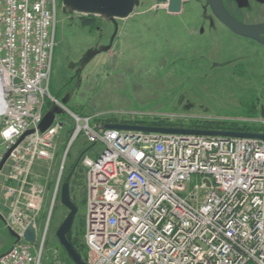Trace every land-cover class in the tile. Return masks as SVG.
<instances>
[{
	"label": "built area",
	"instance_id": "1",
	"mask_svg": "<svg viewBox=\"0 0 264 264\" xmlns=\"http://www.w3.org/2000/svg\"><path fill=\"white\" fill-rule=\"evenodd\" d=\"M59 1L0 0V163L12 151L0 173L2 205L21 238L0 264L45 260L35 222L45 189L31 180L37 165L55 160L68 127L56 115L40 131L52 107L73 121L62 170L80 138L90 145L79 157L86 264H264V140L107 129L134 124L69 111L50 90ZM244 122L264 126L263 118ZM194 176L201 184L193 187ZM31 225L33 243L24 238ZM62 253L51 264H67Z\"/></svg>",
	"mask_w": 264,
	"mask_h": 264
},
{
	"label": "rangeland",
	"instance_id": "2",
	"mask_svg": "<svg viewBox=\"0 0 264 264\" xmlns=\"http://www.w3.org/2000/svg\"><path fill=\"white\" fill-rule=\"evenodd\" d=\"M153 6L137 7L129 18L117 20L115 35L116 26L112 22L96 15L70 13L64 0H60L51 94L60 101L70 95L66 107L71 112L116 123L165 120L190 127L216 119L248 125L244 121L263 118L264 47L232 34L221 25L193 22L188 17L189 11L182 17H174L166 14L164 6L162 9ZM259 8L252 3L243 11L244 21L263 22L264 8L262 12ZM198 11L201 12L200 7ZM89 17L95 21L84 26L81 18ZM202 26L206 30L204 35L198 32ZM111 43V50L103 52ZM93 54L94 58L84 61ZM228 61L232 63L226 65ZM167 115L184 118L171 119ZM60 119L68 128L72 127L68 112ZM65 132L59 139L55 160L37 165L31 180L45 189L43 207L35 218L39 242L44 241L43 264H51L55 254L63 252L56 233L69 210L61 203V190L51 208L61 172V186L73 175L71 196L79 208L73 235L80 234L85 212L84 172L78 159L90 145L85 146L80 138L71 147L62 170ZM2 181L0 256L8 253L15 243L6 225ZM200 184L201 179L194 176L192 186Z\"/></svg>",
	"mask_w": 264,
	"mask_h": 264
},
{
	"label": "water",
	"instance_id": "3",
	"mask_svg": "<svg viewBox=\"0 0 264 264\" xmlns=\"http://www.w3.org/2000/svg\"><path fill=\"white\" fill-rule=\"evenodd\" d=\"M167 0H157L159 3H165ZM208 6L213 10L216 18L234 34L251 39L264 45V24L247 25L236 20L230 15L222 0H207ZM140 5V0H64V7L69 9L70 13H81L88 15H96L104 18L108 22H112L116 26V33L118 28L117 20H124L129 18ZM169 12L179 13L181 10L180 0H170ZM114 39V37H113ZM113 43V41H112ZM112 43L103 49V52L111 50ZM93 54L91 58L94 57ZM71 96L66 95L62 98L61 102L64 105L70 103ZM64 111L59 107H52L49 112L44 116L39 129L42 133L46 132L54 123L56 115H63ZM261 116L264 118V109ZM62 126V125H61ZM107 129L123 130V131H142L148 133L170 134V135H198L208 137H233V138H246V139H259L264 140V134L259 133H237V132H223V131H205L196 129H181L173 127H155V126H142V125H108ZM34 133V130L28 131L18 142L20 144L25 137ZM10 151L5 155L0 163V173L8 161ZM71 177H69L61 187L60 199L64 207L69 210V213L64 222L59 227L56 236L59 243L67 253L68 258L73 264H86L80 251L75 247L73 243V225L78 215L79 208L73 201L71 196ZM11 236L15 239V243L20 241V237L13 230L9 229ZM25 240L29 242H35L36 236L34 226L31 225L24 234ZM7 254V253H6ZM4 254L3 256H5ZM2 257V256H0Z\"/></svg>",
	"mask_w": 264,
	"mask_h": 264
},
{
	"label": "flooded vegetation",
	"instance_id": "4",
	"mask_svg": "<svg viewBox=\"0 0 264 264\" xmlns=\"http://www.w3.org/2000/svg\"><path fill=\"white\" fill-rule=\"evenodd\" d=\"M180 1H181V10L179 13H175V14L169 12L168 8H169L170 0H167L165 3H159V2H157V0H140L139 7L153 4L154 9H156V8L162 9V7L164 6L163 10L166 12V14L170 15V16H174V17H182L187 13V11H189L188 17L191 21H193V22L194 21H202V22H204V24L207 21L210 25H214V27L216 25L217 26L221 25L225 29H227L229 32L234 34L232 31H230L227 27H225L216 18V16L213 13L212 8L210 6H208L207 0H180ZM222 2H223V5H224L226 11L230 15H232L236 20H238L239 22L247 24V25L264 24V21L259 22V23H247L244 21V14H243V11L244 10L246 11L248 8H250V5L252 3L257 4L260 7L259 12H262L261 10H262V8H264V0H222ZM199 7H200L201 12L198 11ZM114 31H115V29H114ZM205 31H206L205 27L202 26V27H200V30L198 32L201 33V35H204ZM234 35H236V34H234ZM236 36H238V35H236ZM238 37H240V36H238ZM241 38H244V37H241ZM246 39H248V38H246ZM249 40H251V39H249ZM251 41H253V40H251ZM255 43L261 47H264V45H262L258 42H255ZM91 59H90V57H88L87 60L85 59L84 61L88 62ZM231 63H232V61H228L226 63V65H229ZM226 65H224V66H226ZM263 108H264V105H263Z\"/></svg>",
	"mask_w": 264,
	"mask_h": 264
},
{
	"label": "trees",
	"instance_id": "5",
	"mask_svg": "<svg viewBox=\"0 0 264 264\" xmlns=\"http://www.w3.org/2000/svg\"><path fill=\"white\" fill-rule=\"evenodd\" d=\"M81 21L84 26H89L92 25L93 22L95 21L92 18H81ZM48 109L51 108V105L48 104L47 106ZM103 122V120H100ZM131 124L134 125H151L155 127H176V125H172L169 122H166L165 120H152V121H132L130 122ZM190 128L196 129V130H205V131H223V132H237V133H264V126L263 127H252L248 125H242L238 124L235 122H223V121H209V122H202V123H193L191 124ZM64 131L66 136H67V144L69 143V140L73 134V126L70 128H66ZM66 144V146H67ZM66 149V147H65ZM83 154V153H82ZM79 159H78V164H79ZM73 175L70 174L69 177H72ZM68 177V178H69ZM67 178V179H68ZM66 179V180H67ZM72 180V178H71ZM85 204V199H83V205ZM78 205V203H77ZM80 234L78 236L73 235V243L75 247L80 251L82 254L83 259L86 261L87 260V250L86 246L84 244V234H85V212L82 215V220H81V226H80ZM81 236V237H80ZM63 254L65 256L67 264H73L72 261L68 258L67 253L65 250L62 248Z\"/></svg>",
	"mask_w": 264,
	"mask_h": 264
}]
</instances>
